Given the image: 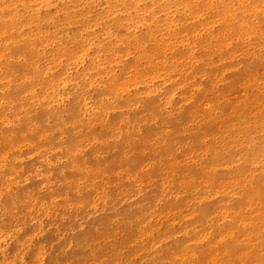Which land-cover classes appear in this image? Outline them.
Instances as JSON below:
<instances>
[{"label": "rangeland", "instance_id": "374dc122", "mask_svg": "<svg viewBox=\"0 0 264 264\" xmlns=\"http://www.w3.org/2000/svg\"><path fill=\"white\" fill-rule=\"evenodd\" d=\"M0 264H264V0H0Z\"/></svg>", "mask_w": 264, "mask_h": 264}, {"label": "bare ground", "instance_id": "6f19581e", "mask_svg": "<svg viewBox=\"0 0 264 264\" xmlns=\"http://www.w3.org/2000/svg\"><path fill=\"white\" fill-rule=\"evenodd\" d=\"M251 17H252V18H257V17H254L253 15H251ZM257 19H261V18H257ZM29 68H30V66L27 65V66H26V69H29ZM15 88H17V89L20 88V87H19V83L16 84ZM41 111L43 112V116L38 118V119H40V120L43 119L44 115H45V117H46V115H48V113H49L46 109L41 110ZM28 120H29V119H25V120H23V122H21L22 126H26V124L28 123ZM161 150L164 152V151L166 150V146H163V148H162ZM201 177H202V178H205L206 176H205V175H202Z\"/></svg>", "mask_w": 264, "mask_h": 264}]
</instances>
